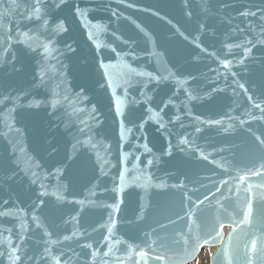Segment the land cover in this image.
<instances>
[{"label": "snow or ice", "instance_id": "snow-or-ice-1", "mask_svg": "<svg viewBox=\"0 0 264 264\" xmlns=\"http://www.w3.org/2000/svg\"><path fill=\"white\" fill-rule=\"evenodd\" d=\"M128 10L163 22L171 35ZM99 11L109 14L106 24L96 20ZM181 15L174 23L141 0H0V264H184L211 243L220 244L218 264H264V94L233 71L264 49V0L239 7L181 0ZM212 19L229 25L220 39ZM77 27L91 54L83 85L72 74L83 58ZM101 33L110 37L104 44ZM206 56L219 66L208 69L211 89L202 86ZM225 90L237 100L220 114L216 95ZM241 93L248 106L232 115ZM196 105L210 114H195ZM41 113L70 137L53 136L43 154L29 149L19 126L24 114L39 121ZM212 126L248 137L239 158L232 153L236 163L222 155L228 145L197 143ZM165 158L175 171L157 176L152 169ZM193 162L208 167L190 174ZM125 185L145 193L134 212L135 221L151 220L142 243L117 235L118 214L134 191ZM153 189L170 194L168 203L153 204ZM28 191L25 209L20 196ZM101 208L110 209L106 217L94 211Z\"/></svg>", "mask_w": 264, "mask_h": 264}, {"label": "water", "instance_id": "water-1", "mask_svg": "<svg viewBox=\"0 0 264 264\" xmlns=\"http://www.w3.org/2000/svg\"><path fill=\"white\" fill-rule=\"evenodd\" d=\"M227 2L232 3L235 7H239L242 3H248L250 0H227ZM251 2L259 3L260 0H251ZM141 3L144 4V6L148 5H154L158 8V10L161 11L162 15H168L169 18H175L174 23L177 20H182L181 15V0H141ZM128 14L133 16H140L142 20H145L148 24H150L153 28L156 29L158 33L161 35L167 34L171 35V33L167 32V28L165 27L163 22H158L157 19H148L147 14H141L136 12L135 10H128ZM96 20L101 21L102 23H107L109 19V14L107 12L99 11L95 13ZM213 25H215L218 28L217 32V38H222L223 34L229 31V25L227 23H221L219 20L212 19L209 21ZM239 23V21H236ZM74 33L77 37V39L80 40L81 43V52L83 54V58L79 60L78 62L74 63L72 65L73 69V76H76L77 78L74 80V84H80L83 85L84 83H90V73L92 71L91 67L88 66V62L91 59V54L89 50V43L86 40V37L82 34V30L77 27L74 29ZM126 35L127 36H135V33L132 31L131 28L126 29ZM110 39V37L105 34L101 33L99 34L97 40L99 43L104 44ZM211 43H215V41H212ZM212 49H210L211 51ZM254 55L256 57L255 61L249 62L246 69H241L239 66H235L233 68V71H237L242 81H247L246 86L250 87V90L255 95H262L264 94V49L257 48L254 49ZM231 58V57H229ZM218 64L214 61V58L210 56H206L201 64H200V70L204 72L208 80L202 81V86L205 89H211L212 87H215L216 84L212 82V78L215 77L214 72H209V68H218ZM122 69L118 68L117 71H120ZM223 71V69H220ZM30 79V75L28 77ZM229 81H231V76L229 75ZM219 83H223L220 81ZM40 95L44 94V89H38L37 90ZM216 99L220 102L221 108H220V114H223L225 112H228L229 108L232 107L233 102L237 100V97H234L230 90H225L222 93H219L216 95ZM240 102V108H238L234 113H230L232 115H239L241 111L245 107L248 106V102L246 100V97H244L243 93L240 94V97L238 98ZM95 103L96 101L93 100ZM101 110L107 113V106L106 102L102 101L100 104ZM194 113L197 115H209L210 113L207 112L205 107H202L200 105H196L194 107ZM110 115V114H109ZM213 118H216L213 116ZM59 123V121L54 120L53 118L49 117L48 115L41 113V119L39 121H34L31 119L28 114H24L23 117H21V124L20 127L25 128L26 137H25V143L29 147L30 150H34L35 152H39L43 154V148L47 146V142L51 141L53 136H57V138L61 139V143L66 140H70V137L67 135V133L64 132L63 125L61 124L59 127V131L56 130V125ZM3 130L2 122H0V131ZM75 129H73L74 131ZM148 131L150 132L151 136L153 138L160 137L161 140H163V134L159 131H156L153 127H149ZM248 137L243 132V130H238L237 133L231 135V136H225L223 134H218L215 126L209 127L205 129V132L203 136L197 141V143L201 144L202 146L207 144L211 147H220L224 145H228L231 151H226L222 155H224L228 160H230L232 163H236L237 160L233 159L232 153H236L237 159L239 158V152L243 148L244 141L247 140ZM0 143H3L2 140H0ZM233 145L237 147H232ZM152 146V145H150ZM162 145L156 144L154 150L158 151ZM213 158H219L217 155H213ZM144 159V157H142ZM172 163L168 158H165L162 160L156 167L152 169V171L157 176H163L165 172L175 171V169L172 167ZM131 167V165H129ZM208 165L206 163L197 164L193 162L190 165H187V168L190 171V174H195L200 169L207 168ZM201 175L204 173L201 172ZM113 176L116 175L115 170H113L112 173ZM24 190H28V184L25 180L22 185ZM33 189L35 186H32ZM19 190V189H18ZM134 190L133 195L129 198L128 203L126 205H123V211L118 214V225H117V235L122 236L124 239L129 240L131 243H142L144 240L143 233L145 231H150L148 225L151 223V220L145 223H140L138 221H135L134 212L138 209L139 205L141 203H146L144 200H141L140 197L144 196V190L142 188H139L136 185H125V191ZM81 195L78 197L80 199L84 198V190L81 189ZM28 195H31V192L28 191V194H21L20 200L22 201L21 206L25 209L28 208L29 200ZM170 195V194H169ZM169 195L163 194L162 190H151V196L149 199L152 201L153 204L160 203V204H167L169 201ZM34 198V197H33ZM111 203V201H108ZM78 207V206H77ZM53 214H54V210ZM65 211H69V209H65ZM94 211L101 212L105 215H107V212L110 211V209H94ZM128 221H133L132 223H127ZM57 222H59V219L57 218ZM225 223V232L228 233L231 230V223L229 221H224ZM68 230H71V225L69 224L67 226ZM210 246H217V251L213 254L211 259V264H218L219 256L216 255L218 253V250L220 248V244L218 243H211L208 244ZM206 245V246H208ZM205 247V246H204ZM203 249V247H202ZM200 249L196 256L194 258L187 259L184 264L191 263L194 261L200 252L202 251Z\"/></svg>", "mask_w": 264, "mask_h": 264}, {"label": "bare ground", "instance_id": "bare-ground-1", "mask_svg": "<svg viewBox=\"0 0 264 264\" xmlns=\"http://www.w3.org/2000/svg\"><path fill=\"white\" fill-rule=\"evenodd\" d=\"M205 248L207 249L204 250ZM217 249H218L217 246L208 245V246L203 247L198 257L194 261L188 264H211L212 256L217 251Z\"/></svg>", "mask_w": 264, "mask_h": 264}, {"label": "rangeland", "instance_id": "rangeland-1", "mask_svg": "<svg viewBox=\"0 0 264 264\" xmlns=\"http://www.w3.org/2000/svg\"><path fill=\"white\" fill-rule=\"evenodd\" d=\"M207 248H209V247H207ZM207 248H205L204 250H206Z\"/></svg>", "mask_w": 264, "mask_h": 264}]
</instances>
